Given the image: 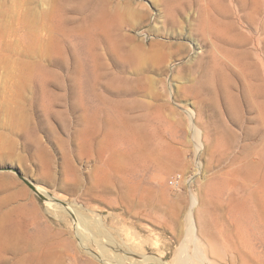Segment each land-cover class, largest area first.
Returning a JSON list of instances; mask_svg holds the SVG:
<instances>
[{"label": "rangeland", "instance_id": "374dc122", "mask_svg": "<svg viewBox=\"0 0 264 264\" xmlns=\"http://www.w3.org/2000/svg\"><path fill=\"white\" fill-rule=\"evenodd\" d=\"M193 1L0 0V235L12 226L21 248L0 264L92 263L47 197L169 264L194 263L202 248L212 264L236 257L244 215L264 217V0L216 2L222 20L238 11L245 27L226 46V91L211 85L216 50L197 40L205 0ZM249 164L250 177H233Z\"/></svg>", "mask_w": 264, "mask_h": 264}, {"label": "bare ground", "instance_id": "6f19581e", "mask_svg": "<svg viewBox=\"0 0 264 264\" xmlns=\"http://www.w3.org/2000/svg\"><path fill=\"white\" fill-rule=\"evenodd\" d=\"M193 1V0H192ZM196 1V0H195ZM200 2V1H199ZM217 0H205V3L203 4V6L200 8V13L198 14V22H196V24L198 23L196 27L195 31L196 33V37L198 38L197 40L202 42L204 45L210 46L213 49L216 50V52H214L213 54H211L212 57V67H213V79L211 85L214 87V85L218 86V89L220 90L221 88H223L226 91V85L229 84V76L227 75V73L225 74V72L227 70H229V63L231 64V61H229L228 56H232L231 53L232 51H228L229 49L226 48V46H228L230 44H232V42L236 41V39H231L230 40V36L232 35L233 32L236 33V25L238 26H242V28H245L243 25V17L241 16V14L239 15L240 12L237 11V20L232 21V22H227L228 20L223 19L222 20V16L218 13V5H217ZM237 2V1H235ZM194 3V1H193ZM197 3V2H196ZM233 3V1H232ZM189 4V3H188ZM198 4V3H197ZM238 4V3H237ZM200 5V3H199ZM239 8V7H238ZM98 10V9H97ZM100 11V10H98ZM180 11V9H179ZM220 11V10H219ZM181 12V11H180ZM97 13V12H96ZM183 10H182V12ZM188 13V12H187ZM236 13V12H235ZM179 14V13H178ZM182 14V16H183ZM191 14V13H190ZM223 14V13H222ZM100 15V14H99ZM102 15V14H101ZM181 15V14H180ZM95 16V15H94ZM181 16V17H182ZM184 16H186L184 14ZM120 17V16H118ZM116 16V18H118ZM171 17V16H170ZM178 17V16H177ZM176 17V18H177ZM93 18V16H92ZM234 18V17H233ZM246 18V16H245ZM122 19V18H121ZM178 19V18H177ZM180 19V18H179ZM231 19V18H229ZM173 20V19H172ZM245 20V19H244ZM101 21V20H100ZM122 21V20H121ZM124 21V20H123ZM117 23V21H116ZM178 23V22H177ZM96 24V23H95ZM123 24H121L122 26ZM129 25V24H128ZM174 25V22H173ZM124 27V25H123ZM122 27V28H123ZM94 28V27H93ZM118 28V27H117ZM121 28V29H122ZM124 29V28H123ZM134 29V28H133ZM240 29V30H241ZM249 29V28H248ZM252 29V27H251ZM254 30V29H253ZM252 30V31H253ZM243 31V30H242ZM259 31V30H258ZM193 33V32H192ZM248 33V32H247ZM259 33V32H258ZM194 34V33H193ZM257 34V33H255ZM124 35V34H123ZM128 35V34H127ZM243 35V34H242ZM248 35V34H247ZM253 35V34H252ZM130 36V35H129ZM195 37V36H194ZM260 37V36H259ZM125 38V35H124ZM188 38L190 39V37L188 36ZM187 38V39H188ZM122 39V38H121ZM179 39V38H178ZM251 39V38H250ZM249 39V40H250ZM257 39V38H256ZM195 40V39H194ZM196 40L197 44L198 41ZM244 36L240 39L239 38V42L244 43L246 42ZM118 41V39H117ZM193 42V41H192ZM260 43V42H259ZM201 44V43H200ZM235 44V42H234ZM258 44V43H257ZM173 45V44H172ZM186 45H188L186 43ZM196 45V43H195ZM171 46V45H170ZM178 46V44H177ZM184 46V45H183ZM189 46L192 48V44L189 43ZM199 46V45H198ZM256 46V45H255ZM174 47V45L172 46V48ZM205 47V46H204ZM257 47V46H256ZM181 48V47H178ZM184 48V47H183ZM187 48V47H185ZM184 48V49H185ZM190 48V49H191ZM197 48V47H195ZM260 48V47H258ZM119 50H121V48H118ZM117 49V50H118ZM200 49V47H199ZM202 49V48H201ZM204 49V48H203ZM212 49V50H213ZM234 49V48H233ZM136 50V49H134ZM134 50L131 51V53H133L131 56L128 55V58H133L135 59V54H134ZM194 50V49H193ZM238 50V49H237ZM263 50V49H262ZM187 51H189L187 49ZM205 51V50H204ZM234 51V50H233ZM179 53V52H178ZM181 53H186L185 51L181 52ZM205 53V52H204ZM212 53L208 52V54ZM253 53V52H252ZM262 53V52H261ZM180 54V53H179ZM195 54V53H194ZM234 54V53H232ZM171 55V54H168ZM201 55V54H199ZM236 55V54H235ZM253 55V54H252ZM256 55V54H255ZM261 55V54H260ZM182 56V55H181ZM204 56V55H203ZM237 56V55H236ZM117 57V56H116ZM170 57V56H169ZM201 57V56H199ZM240 57V56H239ZM159 58V57H158ZM235 59V57H233ZM251 58V57H250ZM249 58V59H250ZM259 59V57H257ZM202 59V58H201ZM200 59V61H202ZM209 59V58H208ZM224 60H226L225 65H224ZM118 61H120L118 59ZM160 61V60H159ZM189 61V60H188ZM198 61V60H197ZM214 61V62H213ZM238 61V60H237ZM262 61V60H261ZM121 62V61H120ZM199 62V61H198ZM243 62V61H242ZM249 62V61H248ZM123 63V62H122ZM156 63H158V61H156ZM201 63V62H200ZM233 63V62H232ZM245 63V62H244ZM249 64V63H248ZM207 65H209V63H207ZM211 65V64H210ZM235 66L238 67V62L234 64ZM245 65V64H244ZM202 66V64H201ZM240 66V65H239ZM242 67V66H241ZM246 66H244L243 68H245ZM208 68V67H207ZM210 68V67H209ZM234 68V67H233ZM251 68V67H249ZM200 69L202 70V67H200ZM200 70V71H201ZM207 70V69H205ZM204 70V71H205ZM225 70V72H224ZM251 70V69H250ZM210 71V69H209ZM247 71V69H246ZM245 71V72H246ZM203 72V70H202ZM251 72V71H250ZM205 73V72H204ZM207 73V71H206ZM205 73V74H206ZM235 73V72H234ZM237 73V72H236ZM209 75V73H207ZM211 74V72H210ZM248 74V72H247ZM207 75V76H208ZM238 75V74H237ZM210 76V75H209ZM208 76V77H209ZM240 77V74L238 75ZM207 77V78H208ZM206 78V80H207ZM237 78V77H236ZM242 79V78H241ZM252 80V79H251ZM204 81V80H203ZM236 81V80H235ZM240 81V80H239ZM242 81L244 82V80L242 79ZM254 81V80H253ZM207 82V81H206ZM205 82V83H206ZM238 82V81H237ZM250 82V81H249ZM248 82V84H249ZM257 82V81H256ZM203 83V82H202ZM201 83V84H202ZM251 83H253L251 81ZM255 83V81H254ZM204 84V83H203ZM202 84V87H203ZM238 84V83H237ZM258 84V83H257ZM208 85V84H207ZM245 85V83L243 84ZM252 85V84H251ZM201 86V85H200ZM212 86L209 85V87L213 88ZM237 86V85H236ZM246 86V85H245ZM207 87V86H206ZM208 88V87H207ZM233 88V87H232ZM252 88V86H251ZM205 89V86H204ZM234 89V88H233ZM255 89V88H254ZM214 90V89H213ZM218 90V91H219ZM240 90V89H239ZM253 90V89H252ZM198 91V90H197ZM205 91H209V90H205ZM217 91V92H218ZM213 92L211 91L210 96L212 95V97H214V99H217L219 92ZM234 92V90H233ZM232 92V94H233ZM197 93V92H196ZM222 93V92H221ZM238 94H240L239 92H237ZM248 93V92H247ZM253 93V92H252ZM230 94V92H229ZM228 93L226 94L224 101L225 103L228 104V106L231 107V111L234 112L235 109V98L232 97L231 95H229ZM260 94V93H259ZM214 95V96H213ZM225 95V94H224ZM236 97L238 96L237 94H235ZM245 95V94H243ZM247 95V94H246ZM256 95V94H255ZM258 95V93H257ZM256 95V96H257ZM207 96V95H206ZM234 96V95H233ZM250 96V95H249ZM244 97V96H243ZM248 97V96H247ZM238 98V97H237ZM249 98V97H248ZM257 98V97H255ZM222 99V97H221ZM242 99V97H241ZM259 99V98H257ZM250 100V99H249ZM247 100V101H249ZM261 100V99H260ZM210 101V100H209ZM221 102V101H220ZM246 102V100H245ZM251 102V100L249 101ZM210 103V102H209ZM208 103V104H209ZM243 103V102H242ZM241 103V104H242ZM212 104V103H211ZM214 104L216 105V102L214 101ZM222 104V102H221ZM226 104V105H227ZM249 103L247 104V108H248ZM212 106V105H211ZM217 106V110L215 111L216 113H218L219 110V106ZM213 107V106H212ZM222 107V106H221ZM215 107H213L212 109H214ZM252 108V107H251ZM196 109V108H195ZM254 109V107H253ZM211 110V108L209 109ZM244 110V109H243ZM246 110V108H245ZM208 111V110H207ZM223 111V109H222ZM212 112V110H211ZM211 112H209V115L211 116ZM220 112V110H219ZM245 112V111H244ZM261 113V112H260ZM208 114V113H207ZM236 114V111H235ZM250 114V112H249ZM258 114V113H257ZM217 115V114H215ZM220 115V114H219ZM226 115V114H225ZM223 115V116H225ZM245 115V114H244ZM255 114L253 113V116ZM264 115V114H263ZM210 116L209 119H210ZM251 116V115H250ZM217 118L219 117L218 115L216 116ZM245 117V116H244ZM243 117V118H244ZM259 117V116H258ZM195 118V114L193 113L192 115V119ZM215 118V116H214ZM235 118H237V115L235 116ZM260 118V117H259ZM221 119V118H218ZM255 119V118H254ZM214 120V119H213ZM229 120V119H228ZM231 120V119H230ZM240 120V118H239ZM194 121V120H193ZM246 121V120H243ZM259 121V120H258ZM261 121V120H260ZM215 122V121H214ZM220 122V120H219ZM251 122V121H250ZM211 123V121H210ZM232 123V122H231ZM234 123V122H233ZM244 123V122H243ZM246 123V122H245ZM249 123V122H248ZM213 124V123H212ZM215 124V123H214ZM237 124V123H236ZM235 124V125H236ZM247 124V123H246ZM261 124V122H260ZM218 125V124H217ZM221 125V124H220ZM223 125V123H222ZM254 125V124H253ZM262 125V124H261ZM198 126V125H197ZM231 126V125H230ZM237 126V125H236ZM242 126V125H241ZM259 126V124H258ZM221 127V126H219ZM240 127V126H239ZM262 127V126H261ZM210 128V126H209ZM226 128V126H225ZM241 128V127H240ZM200 129V128H199ZM214 128H211L212 132H213ZM210 130V129H209ZM208 130V131H209ZM210 130V131H211ZM223 130V129H222ZM262 130V129H261ZM196 134H200V132L198 131V129L194 130ZM215 131V130H214ZM209 133V132H208ZM249 134V132H248ZM251 134V133H250ZM212 135V134H211ZM252 135V134H251ZM214 136V135H213ZM211 137V136H210ZM254 137V136H253ZM256 137V136H255ZM254 137V138H255ZM249 137L247 136V139ZM251 138V137H250ZM264 139V138H263ZM241 140V139H240ZM257 153V152H256ZM254 169L253 165H248L242 168V170L239 171H235L233 173V177L234 178H240L242 176H247L250 177L252 175V170ZM233 171V170H232ZM37 191L39 193H42L41 189L39 187H36ZM47 203H49L48 207L50 208H55V210L63 212L67 215H69L70 217L73 218L74 223H75V228L76 231L78 232V236L80 237L82 244L81 246H79L81 249H85V250H90L91 253V258H89L91 262H85L84 264H95L93 261L99 263V264H169L168 262L165 261V256H150L147 257V255L144 253L145 249L143 245H137L135 243H131V242H117L116 238H114L112 235H109L108 233L105 232L104 227L101 226L102 224H100V227H98L97 225H93L91 224L87 218L90 217H84L81 215V213L76 210L75 208L70 207H66L64 205H62L61 203H59L58 205L52 203V201H50V199L47 197ZM66 205V204H65ZM195 205H196V201H195ZM195 211V210H194ZM241 211V210H240ZM243 212V211H242ZM244 213V212H243ZM245 214V213H244ZM243 215V214H242ZM98 216V215H97ZM241 216V214H240ZM99 218H101V216H99ZM243 219V218H242ZM98 221V220H97ZM192 221V220H191ZM195 222V221H194ZM193 221L190 223V228H189V232H190V237L195 240L198 241V237L196 236V225ZM264 223V217L262 215V211L258 212V219L255 223L250 224L247 221V217L246 215H244V219L243 221H240L239 223V227H240V231H238V233L236 234V238L237 240L240 242V246L239 248H236V252L237 255L236 257H233L231 260L230 264H245V263H252L255 262L256 259L258 258H262L264 255V248L262 247V240H261V224ZM17 225V224H16ZM12 226H7L6 228H4L3 230H1V235H0V262L3 259V254L8 251H14L16 252V254H19L21 250V248L19 249L18 246L14 243L15 240L12 239V235L14 234V230L12 229ZM205 230L202 228L200 230V234H204ZM208 232V231H207ZM208 236H210V234L208 233ZM14 237V236H13ZM17 239V238H16ZM121 239V238H120ZM18 240V239H17ZM133 240V239H132ZM131 240V241H132ZM22 241V240H21ZM122 241V240H121ZM134 241V240H133ZM17 244H19L17 241H15ZM141 244V242H140ZM208 244V243H207ZM20 245V244H19ZM24 247V246H23ZM147 247V246H146ZM199 248V247H198ZM203 251H199L197 253V255L195 256V258L197 259L196 261H194V263H189V261L186 260H182L180 258H178L179 262L177 264H212V262L207 258L206 256V252L204 251V248H202ZM262 249V250H261ZM23 250V249H22ZM28 250V249H27ZM180 251V250H179ZM234 252V253H236ZM23 253V252H22ZM78 254H75V256L73 257L74 259L77 258ZM202 256H204L205 258H203ZM137 257V258H136ZM139 257V258H138ZM194 257V256H193ZM199 260V261H198ZM240 260V261H239ZM29 264H61V263H57V262H51L49 260H47L46 262L42 259H39L38 256L33 255L30 259H29ZM174 262V261H173ZM3 264V263H2Z\"/></svg>", "mask_w": 264, "mask_h": 264}]
</instances>
